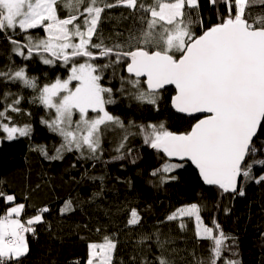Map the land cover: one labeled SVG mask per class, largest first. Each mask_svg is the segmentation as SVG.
Masks as SVG:
<instances>
[{"label": "snow or ice", "instance_id": "obj_1", "mask_svg": "<svg viewBox=\"0 0 264 264\" xmlns=\"http://www.w3.org/2000/svg\"><path fill=\"white\" fill-rule=\"evenodd\" d=\"M210 3L217 12L219 5H224L225 14L219 23L198 35L193 25L203 27L199 0H0V33L12 45L11 51L24 61L36 57L45 65L59 62L68 69L66 78L57 77L42 86L38 77L28 74L26 66H9L7 71H0V82L31 89L34 95L30 103L54 110L53 118L44 123L62 142L55 155L49 156L44 149L42 154L59 160L65 152H77L82 159L100 160L105 137L118 132L119 142L114 148L118 155L114 159L131 155V149L127 153L124 149L129 137L137 135L145 145L168 158L151 173L159 176L161 184L177 179L167 174L183 168L185 161L195 165L204 183L217 186L223 193L243 196V189L238 191L237 187L241 178L244 182H264V174L257 177L253 173L254 166L264 168V158H257L258 154L264 155V13L252 11L255 5H264V0ZM58 6L65 11L64 17ZM121 6L138 16L141 27L109 46L102 31L98 32V24L105 9ZM38 28L44 37H34L29 31ZM17 30L25 34V42L14 38ZM9 60L14 64L11 57ZM98 60L103 62L97 63ZM109 70L113 77L118 72L128 74L119 76L117 91L141 106L151 105L159 110L166 86L172 85L176 91L172 105L177 112L206 115L197 119L190 131L179 134L168 130L163 122L137 125L129 121L126 125L107 108L117 103L113 88L102 83ZM10 95L5 91L0 102L7 101ZM23 98L18 96L11 104L5 103L0 111V128L8 140L30 133L29 125L16 127L3 122L11 120L8 111H22L17 105ZM173 158L180 163L171 162ZM0 198L9 204L15 201L14 195L3 191ZM24 210V204H15L0 215V264H10L14 259L18 264L29 250L25 234H34L32 225L41 223L42 214L49 211L42 208L41 214L22 222L19 217ZM71 210L68 201L63 211ZM184 217L194 220L198 238L211 241L207 264H217L223 252L231 251L225 241L235 238L227 236L219 224L204 225L200 206L180 207L166 219H179V227L184 229ZM139 222L137 210L132 209L127 223ZM156 235L161 254L155 264H174L164 255L168 241L160 242L159 234ZM116 246L108 236L100 243H91L87 264H111ZM193 256L195 264H206L204 258L195 257V253ZM143 264L153 262L143 260ZM223 264L240 261L225 258Z\"/></svg>", "mask_w": 264, "mask_h": 264}, {"label": "trees", "instance_id": "obj_2", "mask_svg": "<svg viewBox=\"0 0 264 264\" xmlns=\"http://www.w3.org/2000/svg\"><path fill=\"white\" fill-rule=\"evenodd\" d=\"M145 2L151 3L152 0ZM199 5L203 27L193 25L198 35L219 23L220 17L225 14L222 4L219 5V12L210 0H199ZM58 9L60 16L64 17L65 11L59 6ZM252 11L254 14L264 13V5L257 4ZM140 27L138 16L121 6L105 9L98 32L102 31L105 43L110 46L117 40L126 39ZM17 31L14 38L25 42V34ZM30 33L34 37L45 36L42 29ZM117 33L121 35L117 36ZM93 40H96L95 36ZM11 49L8 39L0 33V71H7L9 66L13 69L26 66L28 74L38 77L41 86L57 77L64 79L69 74L59 62L49 66L36 57L24 61ZM9 57L14 64L10 63ZM120 75L128 74L118 72L113 77L109 70L102 83L113 88L117 101L108 105V110L126 125L129 121L137 125L163 122L168 130L179 134L190 131L200 119L174 111L172 97L176 91L173 88L164 90L159 110L151 105H139L127 94L121 95L117 91ZM5 91L12 95L7 101L0 102V111L4 110L5 103L11 104L18 96L24 98L17 105L22 111H8L7 116L11 120L3 122L16 127L29 125L30 133L8 140L5 138L7 133L0 128V191L15 196L12 204L0 198V215L8 207L20 203L25 205L21 216L23 221L41 214L39 210L42 208L49 209L42 214L41 223L32 225L35 233L27 235L28 254L19 258L18 264H87L89 245L102 242L105 236L117 245L111 264H143V260L155 264L156 257L161 254L157 233L160 242L168 241L164 244V255L174 264H195L193 253L195 257L204 258L207 264L211 241L196 236L194 220L184 217L186 227L181 229L179 219H166L178 208L191 204L201 207L204 225L219 224L227 236L235 238L234 241H225L231 251L223 252L217 264H223L225 258L238 259L240 264H264V182H244L241 178L237 187L238 191L243 189V196L223 193L215 185H206L199 172L185 161L183 168L167 174L177 179L161 184L159 176H152L151 173L161 168L168 158L145 145L137 135L129 137L124 149L125 153L131 149V155H126L123 160L114 159L118 155L114 151L119 142L118 132L108 133L105 137L104 154L100 160L82 159L77 152H65L63 159L59 160L47 159L41 149L52 156L62 142L61 137L44 123L53 118L54 111L30 103L34 93L18 83L0 82V98ZM257 158H264V155L258 154ZM171 162L180 163L175 159ZM253 173L258 177L264 174V168L254 166ZM68 201H71L73 210L63 211ZM132 209H136L140 216L136 225L127 223ZM10 264H17V261L14 259Z\"/></svg>", "mask_w": 264, "mask_h": 264}, {"label": "water", "instance_id": "obj_3", "mask_svg": "<svg viewBox=\"0 0 264 264\" xmlns=\"http://www.w3.org/2000/svg\"><path fill=\"white\" fill-rule=\"evenodd\" d=\"M169 88H173L174 90H175V88H174V86H172V85H169V86H166V89H169ZM172 107H173V105H172ZM173 109H174V107H173ZM174 111L176 112V113H178V114H180V115H184V116H186V117H189V118H204V116L206 115V114H201V113H197V114H194L193 116H189V115H187V114H185V113H179V112H177L175 109H174ZM254 142H255V138H254ZM174 159V158H173ZM188 163H190L191 164V162L190 161H187ZM198 172H199V170L195 167V165H193V164H191ZM202 178V177H201ZM239 181L240 180H238V184H239ZM206 184V183H205ZM206 185H208V184H206ZM238 186V185H237Z\"/></svg>", "mask_w": 264, "mask_h": 264}, {"label": "rangeland", "instance_id": "obj_4", "mask_svg": "<svg viewBox=\"0 0 264 264\" xmlns=\"http://www.w3.org/2000/svg\"><path fill=\"white\" fill-rule=\"evenodd\" d=\"M58 12H59V14H60V10L58 9ZM39 29V28H38ZM33 30H36V29H33ZM33 30H29V31H33ZM73 83H75V82H73ZM54 111V110H53ZM55 114V113H54ZM18 135V134H17ZM0 143H1V141H0ZM14 206V205H13ZM22 216V215H21ZM20 219H21V217H19ZM22 220V219H21ZM22 222H23V220H22ZM26 240H27V244H28V239H27V236H26ZM28 249H29V244H28ZM29 251V250H28ZM27 254H28V252H27ZM27 254H25L24 256H26ZM113 254H114V252H113ZM24 256H21L20 258H22V257H24ZM112 260H113V258H112Z\"/></svg>", "mask_w": 264, "mask_h": 264}, {"label": "built area", "instance_id": "obj_5", "mask_svg": "<svg viewBox=\"0 0 264 264\" xmlns=\"http://www.w3.org/2000/svg\"><path fill=\"white\" fill-rule=\"evenodd\" d=\"M30 233V232H29ZM29 233H26L25 235L27 236Z\"/></svg>", "mask_w": 264, "mask_h": 264}]
</instances>
